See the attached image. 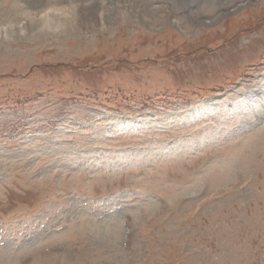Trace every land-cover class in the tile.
<instances>
[{
  "label": "rangeland",
  "instance_id": "1",
  "mask_svg": "<svg viewBox=\"0 0 264 264\" xmlns=\"http://www.w3.org/2000/svg\"><path fill=\"white\" fill-rule=\"evenodd\" d=\"M79 1L0 0V264H264V0Z\"/></svg>",
  "mask_w": 264,
  "mask_h": 264
},
{
  "label": "bare ground",
  "instance_id": "2",
  "mask_svg": "<svg viewBox=\"0 0 264 264\" xmlns=\"http://www.w3.org/2000/svg\"><path fill=\"white\" fill-rule=\"evenodd\" d=\"M26 2L28 9V14H36V21L43 27H51L53 25H62L67 23L70 17H68L67 4L74 2V0H23ZM153 0H120V3L127 16L139 18L140 20L148 21V15L158 11L160 9H167L169 7H164L162 5H154ZM63 3V4H62ZM25 4V3H24ZM102 4L99 0H80L75 3L74 6L78 8V13L74 16L73 21H75L79 26L88 29V27L99 28L101 25L98 21V16L94 11V8ZM112 8L105 10L100 13L101 18L104 21L112 22L113 16L111 15L113 8H116L114 4L110 3ZM99 6V7H100ZM238 7V6H236ZM101 9V8H100ZM111 10V11H110ZM169 17H172L170 12L167 10ZM70 13V12H69ZM73 15V14H72ZM198 15H195L197 17ZM69 20V21H68ZM174 20V19H173ZM212 20H215L212 19ZM176 21V20H175ZM82 28V29H83ZM103 28V27H102ZM101 30V29H100ZM263 91V90H262ZM256 92L252 96H256Z\"/></svg>",
  "mask_w": 264,
  "mask_h": 264
}]
</instances>
